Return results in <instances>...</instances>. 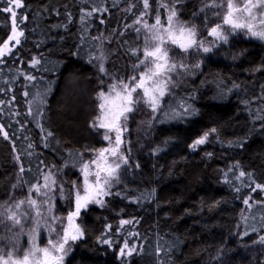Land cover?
Listing matches in <instances>:
<instances>
[{
    "label": "trees",
    "instance_id": "trees-1",
    "mask_svg": "<svg viewBox=\"0 0 264 264\" xmlns=\"http://www.w3.org/2000/svg\"><path fill=\"white\" fill-rule=\"evenodd\" d=\"M204 1L179 4L181 19L199 22L201 37L217 22L216 11L200 12ZM23 5L17 10L21 44L0 63V126L8 133V139L0 133V202L24 199L37 177L57 171L67 198L55 189V211L63 218L73 206L72 181L80 184L81 163L103 147L102 130L92 126L99 113L97 93L134 74L138 60L132 50L142 49L143 34L133 22L143 5L142 0H23ZM150 5L148 22L157 0ZM5 7L0 0V9ZM93 8L107 11H94L82 23ZM23 15L27 20L21 24ZM10 34L11 16L0 11V44ZM216 42L219 47L193 75L180 76L161 111L152 117L143 110L131 114L128 164L103 207L81 210L84 235L72 243L65 264H264L259 242L264 204L255 203L264 200V192L252 193L233 179L244 170L252 174L245 184H264V47L239 34ZM100 56L107 75L99 71ZM33 58L39 61L35 66ZM37 93L43 103L36 101ZM180 101L196 114L168 119L164 114ZM143 117H149L144 127ZM212 128L216 132L205 144L190 147ZM225 172L231 184L224 182ZM18 178L27 183L13 188ZM249 195L250 208L243 202ZM122 219L134 223L121 227ZM5 233L2 224L0 237ZM125 240L137 249L130 257L119 255ZM8 246L6 237L0 240V247Z\"/></svg>",
    "mask_w": 264,
    "mask_h": 264
},
{
    "label": "snow or ice",
    "instance_id": "snow-or-ice-1",
    "mask_svg": "<svg viewBox=\"0 0 264 264\" xmlns=\"http://www.w3.org/2000/svg\"><path fill=\"white\" fill-rule=\"evenodd\" d=\"M181 2L182 0H171V3L168 0H159L154 22L150 24L145 19L152 11L150 0H142L143 10L133 23L139 25L135 29L137 33L142 30L145 32L144 47L132 50L138 60L133 65V75L127 78L121 77L119 80L113 78L115 82L108 85L107 92L101 90L97 93L100 101L98 104L100 114L94 119L92 126L105 129L103 139L109 143L107 147L94 150L95 157L91 161L81 163L82 183L77 184L76 181H72L71 194L74 195V210L70 211L66 218L52 215L51 201L53 198L50 192L59 188L61 198H67L64 196L63 185L57 184L56 174L52 171H48L42 177H37V183L29 185L28 196L24 199L11 203L9 201L0 202V225L10 223L12 228L19 229L7 238L9 244L7 248L0 247V264H65L66 257L72 251L71 244L84 235L80 225L76 223L81 210L87 209L89 204H98L103 207L105 204L103 197L112 194L110 189L113 183L119 180L121 167L128 164V156L122 151V146L125 143L123 133L127 131L129 115L135 112L141 103L149 107L153 113L161 111L162 101L165 96L171 94V87L174 86L171 74L187 67L183 63L178 64L170 57V46H175L185 53L194 48L204 53L212 51L211 47L205 46L203 40L197 39L195 25L188 26L179 20L177 5ZM4 3L8 7L0 11L9 13L11 16V34L0 44V63L4 62L5 56L12 53L14 47L21 44V38L24 36V32L18 30L19 25L17 24V10L24 7L23 0H4ZM131 7L135 5H131L127 10L130 11ZM160 8H164L166 12L164 21L161 19ZM208 8L224 9L222 13H214L218 17L222 15V23L208 29V34L216 41L227 43L228 35L238 31L264 40V0H208L200 11L204 12ZM94 11L106 12L107 8H93L87 11L81 18L82 23L85 17L91 16ZM26 20V15L20 17L21 24ZM141 52L142 57L139 55ZM96 59L103 61L104 57L100 56ZM38 63L39 61L35 58L31 61L32 66ZM194 67L199 68L200 65L196 64ZM141 68L143 71H140ZM99 71L105 75L108 74L102 62L99 64ZM27 79L33 80L35 77L28 75ZM101 83L103 84V81ZM24 94L28 95L27 92ZM36 101L44 102L39 93L36 95ZM29 112L32 114L31 108ZM196 112L197 110L190 104L186 105L184 101H180L176 108H170L169 112L164 115L168 119L180 120L185 116L195 115ZM215 132V128L205 131L193 141L190 147L196 149L199 145L205 144L208 137ZM0 133L8 139V133L3 131V126H0ZM48 135L51 136L52 133L49 132ZM17 159L19 160V157ZM234 167L239 168V164L237 163ZM19 171L21 174L24 173L25 169L22 165ZM229 171L231 172L232 169ZM224 177L225 183H232L228 179L227 172L224 173ZM245 177L252 180V174L244 170H240L238 175L233 173V179L240 181L241 187H248L252 193L258 190L264 192V184L255 183L253 187L251 183H244ZM40 179L43 183H40ZM24 183L27 181L21 182L18 178L13 188L22 187ZM235 190L239 192L241 188L238 187ZM33 193L42 199L38 201L33 198ZM251 200L253 197L249 195L243 202L250 208L252 207ZM255 203L264 204V200L255 201ZM65 219L67 223H64ZM58 221L62 228L61 232H57ZM133 223V220L122 219L120 226ZM26 224H30L27 229ZM108 227L111 230L112 226ZM42 228L46 229L48 235L47 242L43 246L39 243ZM252 231L255 232L256 229L253 228ZM24 235L28 238L26 248L20 245V237ZM129 235H135V233H129ZM244 235H248V232ZM4 239L5 237H0V240ZM259 242L264 243V235L259 237ZM103 243L111 244V241L105 239ZM136 251V247L130 246L125 240L123 247L119 249V255L130 257Z\"/></svg>",
    "mask_w": 264,
    "mask_h": 264
},
{
    "label": "rangeland",
    "instance_id": "rangeland-1",
    "mask_svg": "<svg viewBox=\"0 0 264 264\" xmlns=\"http://www.w3.org/2000/svg\"><path fill=\"white\" fill-rule=\"evenodd\" d=\"M168 2L169 3H171V0H168ZM205 3H207L208 2V0H205L204 1ZM158 3H159V0H157V5H158ZM204 3V4H205ZM203 6H205V5H203ZM200 7V9L201 8H204V7ZM177 9H178V18H179V20L180 21H182V22H185L188 26H192V25H195L196 26V29H197V39L198 40H203L204 41V44H205V46L206 47H211L212 48V51L214 50V48L216 47V46H218L219 47V45H218V43L216 42V40H215V38L214 37H212V36H210L209 34H208V29L209 28H211V27H213V26H215L216 24H218V23H222V15L221 16H217L216 15V17H217V22H216V24H214V25H212V26H209V27H207V29H205L206 31V36H209L210 38H211V40H205L204 38L206 37V36H204V37H201L200 35H202L201 34V32H203V31H201V29L199 28L200 27V24H199V22H197V23H195L194 21H192V19H189V20H182L181 19V17H180V10H179V4L177 5ZM209 10H211V11H216L215 13H217V12H223V10L224 9H220V8H208ZM206 11V10H205ZM204 11V12H205ZM159 12H160V15H161V19H162V21H164L165 20V17H166V12H165V9L164 8H160L159 9ZM201 12V11H200ZM213 12H212V14H213ZM207 13V12H206ZM211 13V12H210ZM155 14H156V12L154 13V17H155ZM203 14V13H202ZM154 17H153V21L152 22H148V23H153L154 22ZM146 20H147V18H145ZM203 20V19H202ZM148 21V20H147ZM225 31H226V33H227V26L225 27ZM142 34H143V37H142V48L144 47V39H145V32H144V30H142ZM234 34H239V36H242L243 38H245V39H247V40H251V41H253V42H255V43H258V44H260L261 46H263L264 47V40H260V39H258V38H255V37H251V36H249V35H246L243 31H238V32H236V33H234ZM12 43H14V42H12ZM10 46H11V44H10ZM170 48H171V50H170V52H169V55H170V57H172L174 60H175V62H177L178 64L179 63H183L184 65H186L187 67H186V69H178L177 70V72L176 73H172L171 75H172V80H173V83H174V86H172L171 87V90H172V88H174L175 86H176V84L177 83H179V81H177L179 78H180V76L181 75H185V76H190V75H193V73L196 71V69H198V68H196V67H194L196 64H198L199 63V65H200V63L203 61V57H207V56H209V55H211V53H212V51L211 52H209V53H204L202 50H197V49H191V50H189V52H187V53H185V52H182L179 48H177V47H175V46H170ZM199 54H201V55H199ZM197 56H198V58H197ZM104 60H103V64H104ZM200 68V67H199ZM140 71H143V68H141L140 69ZM185 76H183V77H185ZM115 82V81H114ZM107 90H108V88L106 89V90H104L105 92H107ZM166 97V96H165ZM97 101H98V104L100 103V101L98 100V98H97ZM163 102V101H162ZM162 105V104H161ZM141 111V110H143V111H145V112H147L144 116H147V115H151V117L152 116H154L155 114H157V112L156 113H153L152 111H151V109L149 108V107H147L146 105H144L143 103H141L140 105H138V107H137V110L136 111ZM135 111V112H136ZM135 112H133L132 114H134ZM149 113V114H148ZM100 113H98V115H99ZM130 118H131V114L129 115V118H128V121H127V131H125L124 133H123V139H124V141H125V143H124V145L122 146V151L124 152V154L125 155H127L126 154V152L124 151V149L126 150V145L129 143V141H128V136H129V125H128V122H130ZM149 118V117H148ZM148 118H142L141 120H139V123H140V126H142V127H144V125L146 124V126H147V120H148ZM98 129H101L102 131H101V140H102V142H103V147L102 148H104V147H107L108 146V141H106V140H104L103 139V137H104V134H105V129H102V128H99V127H97ZM114 135V134H113ZM125 136H127L126 138H125ZM128 156V155H127ZM95 157V154H94V156L93 157H91V158H89V159H86L85 161H83V162H89V161H91L93 158ZM129 158V157H128ZM82 162V163H83ZM81 166V165H80ZM126 165H124V166H122L121 167V170H120V174H119V179H120V175H121V172H122V170L124 169V167H125ZM49 171H52V170H49ZM48 172V171H47ZM46 172V173H47ZM53 173H55L56 174V180H57V182H58V178H57V176L60 174L59 172H57V171H52ZM45 173V174H46ZM78 173H79V178H80V184L82 183V180H83V177H82V173H81V171H80V167H79V169H78ZM119 182V180L118 181H116V182H114L113 183V185H112V187H111V189L115 186V185H117V183ZM40 183H43V180H41V182ZM110 189V190H111ZM54 192H55V189L53 190V191H51L50 192V196L53 198L52 199V201H51V204H52V215H54V216H57V217H61V216H58L57 214H56V211H55V199H54ZM28 196V195H27ZM106 197V196H105ZM105 197H103V199H105ZM33 198H36L38 201L40 200V199H42L41 197H38L37 195H36V193H33ZM11 203V202H10ZM89 206H97V207H100V205H98V204H89ZM72 210H74V199H73V206H72V209H71V211ZM83 210V209H82ZM68 215V214H67ZM67 215L65 216V217H63V218H66L67 217ZM42 223H43V221H42ZM64 223H67V221H66V219L64 220ZM76 223L77 224H79V217H77L76 218ZM6 224V235H5V237L6 238H9V237H11L12 235H13V233H15V232H17L19 229L18 228H12V226H11V224L10 223H5ZM80 225V224H79ZM28 227H30V224H26L25 225V228L27 229ZM81 227V226H80ZM56 228H57V232H61L62 231V228L60 227V223H59V221L57 222V225H56ZM10 229H11V231H10ZM82 229V228H81ZM53 238H55V236H53ZM47 239H48V235H47V231H46V229H41V235H40V239H39V243H40V245L41 246H43L44 244H46V242H47ZM20 245H21V247L22 248H26L27 246H28V238H27V236L26 235H24V236H21L20 237ZM71 246H72V244H71ZM70 254H71V252H70ZM70 254L66 257V259H65V262H66V260H67V258L70 256Z\"/></svg>",
    "mask_w": 264,
    "mask_h": 264
}]
</instances>
